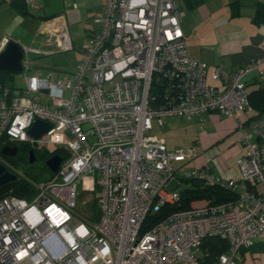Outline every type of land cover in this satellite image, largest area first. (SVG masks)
I'll return each mask as SVG.
<instances>
[{"label":"built area","instance_id":"built-area-1","mask_svg":"<svg viewBox=\"0 0 264 264\" xmlns=\"http://www.w3.org/2000/svg\"><path fill=\"white\" fill-rule=\"evenodd\" d=\"M183 15L179 0H105L66 79L42 76L29 58L40 51L21 46L24 88L0 86V141L37 152L55 145L64 156L49 178L33 180L0 153L5 171L33 189L29 199L0 196V264H200L206 238L228 246L213 264H239V251L264 232V114L245 127L238 123L244 146L239 181L202 169L178 174L172 161L185 155L167 152L161 139L147 134L153 121L162 125L170 117L215 111L235 119L252 110L242 78L253 70L264 78V59L257 58L233 72L214 67L211 77L222 88L207 84L206 63L186 49ZM55 22H43L39 33L52 35L58 50L70 49L64 33L51 31ZM9 41L2 36L0 50ZM36 120L49 128L33 138L28 129ZM185 180L234 198L193 200L146 223L148 215L178 204ZM83 181L94 192V222L75 212Z\"/></svg>","mask_w":264,"mask_h":264},{"label":"crops","instance_id":"crops-1","mask_svg":"<svg viewBox=\"0 0 264 264\" xmlns=\"http://www.w3.org/2000/svg\"><path fill=\"white\" fill-rule=\"evenodd\" d=\"M104 3L105 0H0V39L6 36L21 46L31 40L37 44L35 49L46 54L63 51L57 49L52 35L38 31L43 22L55 19L57 23L51 31L65 34L71 48L64 51H69L76 65L82 57L80 46L94 33ZM179 6L184 12L181 28L186 49L206 63L207 84L222 88L211 77L216 66L233 72L252 59H264V0H179ZM242 80L251 97L252 110L238 113L235 119L215 111L196 115L199 119L193 124L195 128L189 127L197 151L184 161L173 162L175 169H202L224 180L239 181L237 160L244 146L239 142L238 123L245 127L264 114V78L253 70ZM178 123L177 117L167 118L162 125L152 123L151 130L165 137L166 151L173 148L168 135L178 129ZM257 189L262 190V186L257 185ZM239 259V264H264V232L251 246L239 251Z\"/></svg>","mask_w":264,"mask_h":264},{"label":"trees","instance_id":"trees-1","mask_svg":"<svg viewBox=\"0 0 264 264\" xmlns=\"http://www.w3.org/2000/svg\"><path fill=\"white\" fill-rule=\"evenodd\" d=\"M13 73L8 71H0V86L5 90H13L16 87L13 84ZM249 97V101L251 102V97ZM3 146L17 147V154L15 157H7L4 156L10 163L16 165V162L20 160L28 161V152L31 149L29 144L26 143H12L6 140V138H2L0 141V150ZM35 155V161H40L45 164V161L51 157L52 155H58L63 157V151L61 149L56 148L53 151H49L45 149L43 151H35L33 150ZM45 166V171H40V173L36 174L31 172L30 175L35 179H42L45 176H51V172ZM183 186L179 190L180 192V200L176 205H170L164 207L163 210L157 214L148 215L146 219V223L150 224L163 217L165 214L172 212L174 210L187 208L191 201L199 200V199H208L213 203H221L228 201L234 198V195L224 189L218 187H209L201 184L198 181L194 180H185L183 182ZM186 185V186H184ZM11 194L19 198L29 199L33 195V189L23 179L16 178L13 181H10L6 184L0 186V196ZM227 243L219 238H206L201 243V254L199 257L200 264H213L218 255L227 251Z\"/></svg>","mask_w":264,"mask_h":264},{"label":"rangeland","instance_id":"rangeland-1","mask_svg":"<svg viewBox=\"0 0 264 264\" xmlns=\"http://www.w3.org/2000/svg\"><path fill=\"white\" fill-rule=\"evenodd\" d=\"M25 45L34 48L37 44H34L33 42H31V40H29ZM29 58L32 67L35 70L41 71L42 76H47L50 72H54L55 76H58L62 79H66L68 76L67 74L72 70V68L75 65L73 64L75 58L72 55H69V51H58L50 54H46L43 52L29 53ZM12 82L16 88H24V82L22 81L21 74L19 72H13ZM45 97L46 98L42 99V101L45 103H49V100L47 99L48 97L46 95ZM177 118L179 119L178 129L177 130L174 129V131L170 133V135H168L170 136V140H171V144H173V148L169 150L167 149V152L173 153V152L181 151L186 158L190 156L192 157L194 153H196L197 147L194 144L193 138L191 137V128L189 127V125H192V129H194L195 127L193 126V124L196 121H198L199 118H196V116H193L191 118H186V117H177ZM184 128L186 129L185 131ZM156 133H157L156 129L147 132L148 135H152L161 139L165 144V139H164L165 137L162 136L160 137L156 135ZM47 149L49 151H53L56 149V146L50 145ZM172 164L174 165L173 161ZM16 165L21 171L26 173L27 177L33 180H38V179L32 178V176L30 175L31 172L38 174L40 173V171L46 170L44 166L45 164H43L40 161H34L32 164H30L28 161L20 160L19 162H16ZM187 169H196V168L182 167L177 170V173L181 174ZM49 177L50 176H45L44 178L39 180H45ZM176 182L177 180L173 179L169 183L168 187L169 188L174 187L176 185ZM88 184H89L88 181L87 182L83 181L77 187L75 212L81 218L94 222L98 216L97 204L94 199V192L88 191L86 188Z\"/></svg>","mask_w":264,"mask_h":264},{"label":"water","instance_id":"water-1","mask_svg":"<svg viewBox=\"0 0 264 264\" xmlns=\"http://www.w3.org/2000/svg\"><path fill=\"white\" fill-rule=\"evenodd\" d=\"M23 57V53L21 50V45L16 43L13 40H10L3 49L0 50V71H8V72H20L21 67V59ZM46 93V91H44ZM12 94H18V91H9L7 96L10 97ZM49 128L48 124L41 120H36L32 124V126L28 129V135L33 138H38ZM0 153L7 157H15L17 154V147L3 146L0 150ZM35 161V155L32 150L28 152V162L32 164ZM61 162V158L58 155H52L45 161L46 167L51 172H56L59 164ZM16 177L13 174H10L5 171V168L0 164V186L6 184L10 181L15 180Z\"/></svg>","mask_w":264,"mask_h":264},{"label":"bare ground","instance_id":"bare-ground-1","mask_svg":"<svg viewBox=\"0 0 264 264\" xmlns=\"http://www.w3.org/2000/svg\"><path fill=\"white\" fill-rule=\"evenodd\" d=\"M33 151V150H32Z\"/></svg>","mask_w":264,"mask_h":264}]
</instances>
